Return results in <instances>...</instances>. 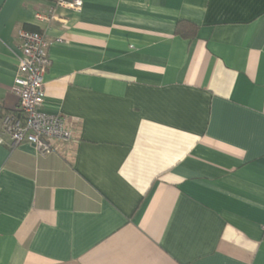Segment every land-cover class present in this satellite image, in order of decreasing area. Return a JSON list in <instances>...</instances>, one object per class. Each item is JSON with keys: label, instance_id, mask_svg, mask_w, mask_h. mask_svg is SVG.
Here are the masks:
<instances>
[{"label": "crops", "instance_id": "crops-1", "mask_svg": "<svg viewBox=\"0 0 264 264\" xmlns=\"http://www.w3.org/2000/svg\"><path fill=\"white\" fill-rule=\"evenodd\" d=\"M54 1L0 0V117L37 29L75 136L0 142V264H264V0Z\"/></svg>", "mask_w": 264, "mask_h": 264}, {"label": "built area", "instance_id": "built-area-1", "mask_svg": "<svg viewBox=\"0 0 264 264\" xmlns=\"http://www.w3.org/2000/svg\"><path fill=\"white\" fill-rule=\"evenodd\" d=\"M82 4L83 0H55L50 13L36 12L35 17L47 22L57 8L80 11ZM18 38L20 54L11 87L18 103L14 112L0 117V142L9 147L29 143L40 155L64 153L75 141L69 121L41 109L45 96L44 74L49 65L48 41L43 32L24 28L18 31Z\"/></svg>", "mask_w": 264, "mask_h": 264}, {"label": "trees", "instance_id": "trees-1", "mask_svg": "<svg viewBox=\"0 0 264 264\" xmlns=\"http://www.w3.org/2000/svg\"><path fill=\"white\" fill-rule=\"evenodd\" d=\"M187 24H190V23L184 22V21H178L176 24V33H179L184 37H191L193 33L192 31H189L190 29H188ZM32 30L39 31L37 29H32Z\"/></svg>", "mask_w": 264, "mask_h": 264}]
</instances>
